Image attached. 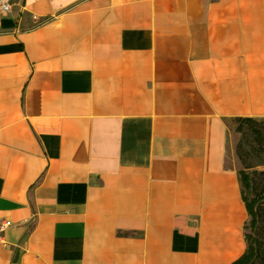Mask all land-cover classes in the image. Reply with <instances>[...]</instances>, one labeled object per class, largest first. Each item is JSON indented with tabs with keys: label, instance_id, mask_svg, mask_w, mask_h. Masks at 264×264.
I'll return each mask as SVG.
<instances>
[{
	"label": "crops",
	"instance_id": "0c3cea01",
	"mask_svg": "<svg viewBox=\"0 0 264 264\" xmlns=\"http://www.w3.org/2000/svg\"><path fill=\"white\" fill-rule=\"evenodd\" d=\"M237 117L264 119V0H14L0 264H236Z\"/></svg>",
	"mask_w": 264,
	"mask_h": 264
},
{
	"label": "rangeland",
	"instance_id": "374dc122",
	"mask_svg": "<svg viewBox=\"0 0 264 264\" xmlns=\"http://www.w3.org/2000/svg\"><path fill=\"white\" fill-rule=\"evenodd\" d=\"M253 119L256 122L233 119L230 125V140L234 160L239 169H245L252 174L255 192H260L264 188V119ZM261 215L257 236L264 246V204L261 206ZM251 219L250 216L248 225L250 237L254 233Z\"/></svg>",
	"mask_w": 264,
	"mask_h": 264
},
{
	"label": "trees",
	"instance_id": "16d2710c",
	"mask_svg": "<svg viewBox=\"0 0 264 264\" xmlns=\"http://www.w3.org/2000/svg\"><path fill=\"white\" fill-rule=\"evenodd\" d=\"M240 121H251L256 122L251 117H237L235 118ZM243 192L244 197L247 201L250 214H251V225L254 233L249 236L250 248L248 253L244 255L236 264H256L262 262L264 264V246H262L260 239L257 236V230L259 228L261 220V206L264 204V188L260 192H255V184L252 174L243 169L241 170Z\"/></svg>",
	"mask_w": 264,
	"mask_h": 264
},
{
	"label": "built area",
	"instance_id": "2783aa9c",
	"mask_svg": "<svg viewBox=\"0 0 264 264\" xmlns=\"http://www.w3.org/2000/svg\"><path fill=\"white\" fill-rule=\"evenodd\" d=\"M14 6V0H0V20L11 13ZM13 224L10 219L1 218L0 219V243L4 242L5 231Z\"/></svg>",
	"mask_w": 264,
	"mask_h": 264
}]
</instances>
